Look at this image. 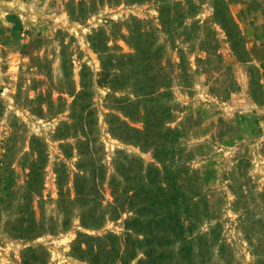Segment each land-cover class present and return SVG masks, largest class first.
<instances>
[{"label": "rangeland", "instance_id": "rangeland-1", "mask_svg": "<svg viewBox=\"0 0 264 264\" xmlns=\"http://www.w3.org/2000/svg\"><path fill=\"white\" fill-rule=\"evenodd\" d=\"M144 185L173 187L194 264H264V0H0V264H93Z\"/></svg>", "mask_w": 264, "mask_h": 264}, {"label": "trees", "instance_id": "trees-1", "mask_svg": "<svg viewBox=\"0 0 264 264\" xmlns=\"http://www.w3.org/2000/svg\"><path fill=\"white\" fill-rule=\"evenodd\" d=\"M126 58L128 59L129 57H120V66L127 64L125 61ZM131 75L133 74L129 71L126 77ZM150 75L151 73L146 72L145 75H143V79H148ZM135 80L132 83L133 87L138 89L137 86L139 84L145 85L142 80ZM147 87L148 86L141 87V92L145 95H152L155 93L153 89L148 90ZM121 125L133 135L143 134L125 122H122ZM133 140L134 139H125L126 142H132ZM115 168L117 172L121 170L123 174L127 171L125 174L126 178L133 180L130 173V171L134 170L133 167L128 166L129 169L126 166L118 168V161H116ZM141 168L139 171H135L136 178L141 177ZM98 170L101 173V178H104L105 168L98 167ZM34 176L37 175L33 172L32 177ZM113 178H115V176H112V179ZM86 179V175H77L75 179V190L79 198L84 197L88 199V197H86L87 195L81 192V183H84ZM125 193L127 194V191ZM113 194L115 196V205H109V207L114 210L115 214L110 216L111 219L119 217L125 208L136 211L137 217L132 218L127 223V227L132 233L126 234L124 238L112 234L99 238L98 241L100 244L97 249H94L93 245L88 244L87 249L82 252L91 255L90 259L87 258L89 262L93 264H115L119 261L123 264H129L137 258L139 251H142L144 258L139 260V264H175L179 257L182 260H187L188 264H194V261H192V258L196 257L194 245L197 240H200V237L188 240L187 233L190 232L187 231L185 223L181 219V215H179V205L176 202L177 196H175L173 187H169L167 192L163 187H160L158 192H154L148 189L147 185H144L140 189L137 187L134 194L129 197L126 196L125 199L116 191H114ZM117 200H120L121 203L116 202ZM118 207H120L119 211L117 210ZM99 208H102L101 205H99ZM116 211H118V213ZM87 215L86 210L81 214V223L85 227H99L106 221V214L104 213L100 215L99 218L90 215L94 220L92 223H89ZM25 232L28 231L23 230L21 239L30 240L41 235L36 234L27 236ZM141 235H143V239L139 238ZM106 239L112 241L111 246L108 247V245L102 244V241ZM122 243L124 245L123 250L121 248ZM176 244H179L177 252L171 250ZM102 257L106 260L105 263L99 260ZM81 259L84 260V257ZM182 260L181 264H184Z\"/></svg>", "mask_w": 264, "mask_h": 264}]
</instances>
